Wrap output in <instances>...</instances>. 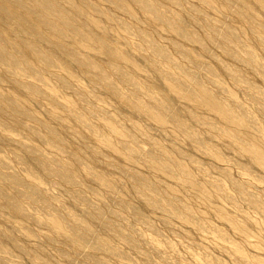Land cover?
Listing matches in <instances>:
<instances>
[{
	"label": "bare ground",
	"instance_id": "bare-ground-1",
	"mask_svg": "<svg viewBox=\"0 0 264 264\" xmlns=\"http://www.w3.org/2000/svg\"><path fill=\"white\" fill-rule=\"evenodd\" d=\"M105 1L122 10L124 14L134 17L135 20H137V11H139L138 13L142 15L141 19L151 24L155 29L157 28L158 31L166 27L174 39L181 37L180 42L173 40L176 44L175 50L189 62L192 61L196 68L208 73L212 83L219 89V92L228 96V100H221L222 103L218 102V96L211 94L204 88L198 71H190L180 63L174 62L163 45L152 39L147 31L138 30L137 33L143 40L142 47L150 49L148 60L152 63L150 64L151 68L156 72L157 79L161 80L169 90L181 95L187 92V95L189 94L192 102L196 105L199 104L198 102L201 103L203 97H206L205 102L217 106V109H220V114L223 112L225 121L231 120L230 122L242 126L256 123L253 112L235 99L232 91L217 79L215 66L199 61L200 58L199 60L193 58L186 50V44L194 43L197 44L199 50L213 56L209 45L217 46L230 58L241 62L242 67L247 66L261 73L264 80V61L258 59L255 50L247 48L244 54L236 50V46L245 42L237 29L228 24L218 25L210 21L207 13H205L207 12L206 7L211 3L209 0H199L202 5L198 4L195 8L197 12H200L201 18L208 27L209 31L205 37H201L195 31H192L188 27L187 21L177 12V9L165 8L164 0ZM168 1L180 5L179 0ZM224 1L228 9H233L232 11H235L237 16L247 17L251 23V31L259 35L262 33L261 37L264 38V24L257 20L255 10L249 5L248 1ZM261 4L263 3L261 2ZM107 11L86 0H0V264H114L113 260L121 259L123 261L127 260L128 264H143L140 263L139 259L133 258L127 252L121 250L113 242V240H120L126 247L136 251L145 248L146 250L141 255H144L146 259L151 258V254L160 255L164 253L160 240L156 236L143 235L135 229L134 223L142 221L145 222L148 230L158 234V230L153 226L154 224H152L150 218L146 217L142 207L148 206L149 209L157 212H155L156 215L164 216L160 218L167 225H170L171 218H175L189 226L195 224L198 229L210 228L204 222L199 221L194 209L186 201L184 202L180 196L171 191L173 184H188L207 196H210L209 189H212V194L225 199L228 198L233 203H236L239 199L228 192L225 182L223 183L218 177L209 175L211 179L200 182L183 162L182 159L187 156L186 151L174 142V139L166 138L164 140L165 144L162 142L158 145L153 139H147V141L140 139L137 134L128 128L119 130L118 124L121 123L118 119L114 118V115L107 110L100 109V111L94 99H90L89 95L83 90L75 88L70 74H57L50 70L52 69L50 67L63 63L61 55H66L85 72L93 74L95 82L101 85L104 84L103 86L107 87L115 98H119L132 111L146 110L147 112H153L156 119L158 117L159 120H163V118L170 120L184 135L192 138L190 139L191 143L211 153L216 151L210 145V141L204 135H198L193 126L179 113L180 111L177 112L179 108L176 106V109L172 106L167 100V96L154 94L153 88L145 87L144 89L140 77L135 74L137 69L141 70L139 69L141 60L134 59L129 51L120 50L116 43L111 42L107 36L101 34L102 32L99 33V29L106 27L103 16L112 21V27L116 26L126 32H130L132 28L128 22L119 21L117 17ZM100 15L103 17L102 19ZM114 23L116 25L113 26ZM119 38L121 37L119 36ZM71 44H89L94 48H99L113 60H109L110 62L104 65L96 57L91 56L92 54H88L87 51L83 52L81 45L74 47ZM64 59L66 60V58ZM116 60H119V62ZM160 63H168V65L162 67L159 66ZM136 67L137 69H135ZM220 67L229 74L228 76L234 79L233 81L242 83L246 87L245 89L248 92L250 91V94H252V91L258 94L254 95L253 98L258 104V111L264 115V95L261 88L254 83H250L241 72L231 69L228 64L220 63ZM131 69H134V71ZM175 70L181 73H177ZM110 73L111 75L116 73L119 82H122L123 85H115L116 83L109 79ZM6 76L8 77L9 83H7L9 86L12 85L14 89L21 91L23 97L4 88L2 78ZM53 79L57 80L58 87L72 89L76 95H79V102L77 99L72 100L74 102L61 103L56 92L58 87L52 82ZM125 86H128V88H125ZM167 88L165 89L167 90ZM128 91L130 92L128 93ZM142 93L153 101L146 103L141 101L140 94ZM66 94H68V91H65L64 95ZM202 95L204 96L202 97ZM36 100L49 101L51 108L48 114L52 120L62 122L70 120L74 122L76 127L89 130L93 135L101 131L104 135L103 139L96 138V142L93 143L83 139L85 136L78 131L71 133L72 139H64L63 129L36 116L34 112L36 103H33ZM207 103L205 104L208 105ZM214 106L213 108H215ZM155 109L156 112H154ZM189 111L192 119L204 122L210 128L214 126L213 128L217 129L218 134H223L222 136L224 134L229 136L230 140L240 150L264 169V146L251 144V140L244 139L245 137H242L239 132H237L239 134L234 133L236 130L234 132L233 129L229 130L228 126L207 122L205 116L195 109L190 108ZM93 117H98L104 122L107 121L105 123H107L108 131H102L100 126L92 120ZM27 119L35 121L38 125L30 124ZM159 120L156 122H159L160 126L162 122L160 123ZM166 124L168 123L166 122ZM60 126L64 128L63 125ZM19 128L31 131L34 136L48 146L49 151L43 152L38 145L33 143V139L26 141L10 135L13 130ZM251 129L253 128L251 127ZM120 132L127 139L116 138L115 135ZM255 142L258 143V141ZM99 148L105 151L106 156L118 158L117 161H111L104 165L107 170H99L93 163L99 161L103 156V152ZM157 148L162 149L164 152L160 153L156 150ZM165 148L167 153H165ZM87 155L91 157V161L86 158ZM63 156L66 157L62 158ZM122 157L125 162L128 160L129 162H127L131 166L127 162L128 166L118 162L121 161L120 158ZM136 159L145 161L147 163L145 165H148L149 169L154 170L156 173L158 172L159 175L153 177V175L146 174L147 172L145 173L144 170V172L139 170L136 166L137 163L134 162ZM189 159L192 164L198 163L195 158L190 157ZM239 160L241 159L239 158ZM242 162L244 161L242 160ZM108 166L112 167V170ZM118 173L122 174L129 184L128 192L137 195L141 200L142 207L122 196V192L124 193L121 184L123 179L121 182L120 179L113 176ZM222 175L223 178L231 182L239 197L257 207L258 211L264 215V208L257 197L246 191L244 185L229 172H223ZM162 177H167L168 181H162ZM47 178L57 181L58 192L50 189L48 182H45ZM87 181L93 182V185L89 184L87 186L88 184H85ZM94 183L97 187L94 186ZM104 188L107 191L115 192V195L107 199V202L104 199H99L105 196H102L101 193V189ZM89 192L98 197V201L100 200L99 202L102 205L91 200L87 196ZM65 194L71 195L78 203L76 206L79 207L82 214H77L71 209V205L68 206V201L64 198ZM128 216L132 220L126 221ZM246 216H249V214ZM229 220L232 221L231 218ZM225 221L228 222L227 219ZM232 224L236 225V222ZM218 232L221 239L231 244L230 246L235 250V254L236 252L241 253L242 248L228 240V236L224 231L220 230ZM19 233L22 236H19ZM41 236L44 237L47 245L49 244L54 248L53 254L38 242V238ZM243 236L245 235L243 234ZM219 241L221 242V240ZM8 243H11L12 246ZM26 243H30V246ZM166 247L173 248L171 243H167ZM240 253L237 255H241ZM150 262L151 260L144 264ZM246 263L252 264L249 257ZM157 264L174 263L162 260Z\"/></svg>",
	"mask_w": 264,
	"mask_h": 264
},
{
	"label": "rangeland",
	"instance_id": "rangeland-1",
	"mask_svg": "<svg viewBox=\"0 0 264 264\" xmlns=\"http://www.w3.org/2000/svg\"><path fill=\"white\" fill-rule=\"evenodd\" d=\"M86 1L95 3L100 9L103 8L105 11L108 10L107 12H109L112 15H114L115 17H117L119 19V21L123 20V21L128 22L131 25L132 28H131L130 32H126V31L121 30L120 28L114 26V25H116L115 23L113 24L114 27H112V25H111L112 21L108 17L103 16L104 17L103 18L100 15L101 19L103 18V20L106 24V27L99 29V33L102 32L101 34L107 36L111 42L116 43V45L118 46V48L120 50L129 51L132 54L131 56L134 59H137V60L139 59V61L141 60V64H140L141 66H139V69H141V70L139 71L136 67L135 69H137V70L135 71V74L140 77V80L142 81L144 89H145V87H147L149 89L153 88L152 90L154 91V94H157V95L160 94L159 96H167V100L169 101V103L172 106H174L176 109H177V107L179 108V109H177V112L180 111L179 113H181L183 118L185 117L186 121L189 122L190 125L193 126V129L197 132V134L200 136L204 135V137L210 141V145L216 151L214 153H211L210 151L202 150L196 144L191 143L190 139H192V138L191 137L189 138L186 135H184V133L181 132L176 127L175 123L171 122L170 120H167L165 118H163V120L162 119L159 120L158 117L156 119V116L154 115L153 112H150V111L147 112L146 110H144V111L133 110L132 111V109L129 108L128 105H125L124 102H122L119 98H115V96L109 92L108 88L103 86L104 84L101 85L100 83L95 82L94 81L95 77H93V74H91V73L89 74L88 72H85L83 69H81L79 66H77L66 55H61L63 63H60V64H58V66H55V67H50V68H52L50 70H52L54 73H57V74L58 73L67 74V75L70 74L71 75V81H72L75 88L77 87L78 89L83 90L84 92L87 93V95H89L88 97L90 99H94L96 101V104H97V107L99 108V110L100 109L107 110L114 115V118L116 117L118 119V121L121 123V124H118L119 130H121V128H124V129L128 128L132 132L137 134L140 139H144V141H147V139H153L156 144L158 143V145H160L162 142H164L163 144H165L164 140L166 138L167 139H174L173 141L178 143L186 151L187 156L184 159H182L183 162L190 168L192 173L198 178V180L200 182H205V180L209 179V178L211 179V177L209 175L214 176V177H218L223 181V183L225 182L224 184H225V187L227 186L226 188H227L228 192H230L231 195L239 198L238 201H236V203H233L228 198L225 199L224 197L216 196V195L212 194L211 193L212 189H209L210 192L209 191L208 192L210 193V196H207V195H205V193L202 194L196 188H193L192 186H190L188 184H186V185H182L179 183H178L179 185L173 184L171 191H173L175 194L180 196L184 202L186 201V203H188L194 209V213L196 214V216H198L199 221L204 222L206 225H208V227L210 226V228H206L204 230L198 229L195 224H191L192 226H189L187 224H184V223L178 221L175 218L174 219L171 218L170 223H169L170 225H167L161 219L164 216H160L159 214L156 215L157 212L149 209L148 206L142 207L143 205L141 204V200L137 197V195L130 194L128 192L129 191V184L127 183L125 178H123L122 174L120 175V173H118V174L113 175V176H116L118 179H120L121 182L123 179V182L121 184H122L124 193L122 192V196L124 198L132 200L133 203L140 205L143 208V212L146 215V217L150 218V221H152V224H154L153 226L158 230V234H155L151 230L147 229V225L145 224V222L140 221V222L134 223L135 229L138 230L143 235L145 234L148 236H152V235L156 236L160 240V245H162V249L164 250V253H162L160 255L156 254V253L151 254V256H150L151 258H148L151 260V262L149 264H157L158 262H160L162 260H168L170 262H173L174 264H205V263L206 264H229V263L230 264H249V263H246V260L248 257H249V261H251L252 264H262V263L264 264V215L258 211L257 207L253 206L248 201L242 199V197H239V194L236 191H234V187L231 184V182L228 181L227 179L223 178L224 176L222 175L223 172H226V171L229 172L235 179H237L239 182H241L244 185L246 191H249V193L251 192V194H253L255 197H257L259 199L261 206L264 208V169L261 168L260 166H258V164H256L248 155H246V153H244L242 150H240L238 148V146H236L232 142V140H230L231 138L229 136H227V135L225 136V134H224V136H222L223 134L222 133L218 134L217 129L213 128L214 126L210 128L208 125H206V123L198 122L197 120L192 119L190 117L191 114L189 111L190 108L195 109L198 113L205 116V119L207 122H215L220 126H228L229 130L233 129V132L236 130L234 133L239 132L242 137H245L244 139H247L248 141L251 140L250 141L251 144H253L255 146H259V145L264 146V144H263L264 143L263 142L264 141V139H263L264 138L263 137L264 136V132H263L264 131V115L258 111V104L255 101V99L253 98L254 95H258V94H256L254 91H252L251 92L252 94H250L249 93L250 91L248 92V90L245 89L246 87L242 83H239V82L237 83V82L233 81L234 79L231 76H228L229 74L221 69L220 63L228 64V66L231 69H236L239 72H241V74L250 83H254L257 86H259L262 90V94L264 95V80H263L262 74L256 70H254V69L247 67V66L242 67L243 64L241 62L234 60L233 58H230L223 50H221V48H219L217 46L213 47V46L209 45V47L212 50L211 52L213 53V56H211L210 54L204 53L203 51L199 50L197 47V44L188 43L185 45L186 50L191 54V56L193 58H196L198 60L200 58L199 61L207 62L213 67L215 66V68L217 69V79H219L224 84L225 87H227L228 89H230V91H232L235 99H237L241 104H243L245 107H248V109L253 112V114L255 115L254 117L256 119V123L255 124L254 123L249 124V126H247V125L242 126V125L234 124L235 122L234 123L230 122L231 120L229 121L227 119H226L227 121H225L224 120L225 118L223 117V112L220 114L219 113L220 109L218 110L217 106H214L213 104L205 102L204 99L206 97H203L204 95H202L203 99L201 98L202 99L201 103L198 102L199 104L197 103L198 105H196L194 102H192L189 94L187 95V92L182 93V95L180 93H178L179 94L178 95L174 91L169 90L166 87V85L161 82V80L157 79V77L155 75L156 72L150 66V64H152V63H151V61L148 60V55L150 54V49H148V48L146 49V47H144V46L142 47L143 40L138 35L137 31L138 30L147 31L152 39H154L159 44L164 46L165 50L168 52L169 56L172 58V60L174 62L180 63L182 66L189 69L190 71H198L197 73H199V75H200V78H201V81L204 85V88H206L211 94H216L219 98V99L217 98L218 102L222 103V101L228 100V96L224 93L219 92V89L214 85V83H212L208 73H206L204 70H199L198 68H196L195 64L192 61L189 62L183 55H181L179 52H177L175 50L176 44H174L173 40L180 42L182 40L181 37L174 39L173 36L171 35V32L166 27L161 28L160 31H158L157 28L155 29L151 24H148L147 22H145L141 19L142 15L140 13H138L139 11H137V20H135L134 17H131L128 14H124L122 10L117 9L116 7L112 6L108 1H105V0H101V1L86 0ZM102 1H103V3H102ZM246 1H248L249 5L251 7H253V9L255 10L254 13H255V16L257 17V20L260 23L264 24V0H260L259 2H258V0H256V1L255 0H246ZM209 2L214 4V5H212L210 3L206 7L207 12H205V13H207V16L209 17L210 21L212 23H216L218 25L228 24L231 27H235V29H237V31L242 35V38L245 40L244 43L236 46V50L238 52L244 54L246 52L245 50L247 48H253L255 50V52L257 53L258 59L263 62L264 61V41H263L264 38L261 37L262 33H260L261 35L253 33L251 31V23H250L249 19L245 16H237L235 11H232L233 9L232 10L228 9L224 0H209ZM261 2L263 4H261ZM179 3H180V5L173 4L172 2H169L168 0L163 1L165 8L177 9V12L180 15H182L184 20L187 21V22L186 21L185 22L187 23L188 27L192 31H195L196 34L200 35L201 37L207 36L208 31H209L208 27L206 26L203 18H201L200 12H197L195 10V8H197L198 4L202 5L201 1H199V0H179ZM251 3H252V5H251ZM101 6H103V7H101ZM104 7L107 9H105ZM212 10H213V12H212ZM221 16H222V18H221ZM237 17L240 19H238ZM246 23H248V24H246ZM104 29H105V31H104ZM122 32L124 34H121ZM108 33H110V34H108ZM118 35L123 40L121 38H119ZM80 45L82 46L81 48H83V52L87 51L88 54L89 53L92 54L91 56H93L94 58L96 57V59H98V61L100 63H103L104 65H107V63L110 62L109 60H113V59H111V57L109 55H107V54L105 55V53L102 50H100L99 48L98 49L94 48L89 44H78V45L77 44H71V46H74V47L80 46ZM136 56H137V58H136ZM138 56H139V58H138ZM64 58H66V60ZM106 61H108V62H106ZM116 61L119 62V60H116ZM142 62H143V64H142ZM167 65H168V63H160L159 64V66H162V67H166ZM131 70L134 71V69H131ZM175 71L177 73H181V72H178V70H175ZM153 75H154V77H153ZM109 76H110L109 79L116 83L115 85H117V86L123 85L122 82H119V79H118L116 73L112 74V75L110 73ZM2 79H3L2 82L4 84L3 86L5 89H7V91H10L13 94H16V95L21 96V97L24 96V95H22L23 93H21V91H17L16 89H14L12 87V85L9 86L7 76L3 77ZM56 81L57 80H55V79L52 80V82L57 86ZM125 88H128V86H125ZM165 88H167V90ZM65 91H68V94L64 95ZM56 92L58 95V100L61 103L62 102L69 103V101L74 102L72 100H77V99H78L77 101L79 102V95H76V93L73 92L72 89H66L65 87H58V89H56ZM129 92L130 91H128V93ZM188 96H189V98H188ZM148 98L149 97L145 96L143 93L140 94V100L141 101H143V102L145 101V103L149 102V101H153V100H150V98L149 99ZM187 102H189V103H187ZM190 102H191V104H190ZM33 103L34 104L36 103L35 106L33 104L34 112L36 113V116L38 118H41V119L46 120L48 122H52V124H54V126L60 128V129H63L62 134H63L64 139H72L71 133L74 131H78L79 133H81L82 135L85 136V138H83V139H85V140L87 139L93 143L96 142V138L97 139H103V137H104L103 132L99 131L96 135H93L92 133H90L89 130L76 127L74 125V122H72L70 120L62 122V121H58V120L53 119L54 120L53 121L48 114V111L51 108V104H49V101L36 100V102H33ZM192 103H194V104H192ZM202 103H204V104H202ZM205 103H207L208 105H206ZM105 105H108V106H105ZM204 105H206V106H204ZM212 105L216 109L213 108ZM154 112H156V109ZM185 112L187 115L185 114ZM216 112H217V114H215ZM148 113H150V114L153 113V114L150 115ZM44 115H45V117H44ZM92 120L100 126V129L102 131H105V132L108 131L107 127H106L107 123H105L107 121L104 122L103 120L98 119V117H95V118L93 117ZM157 120H159L160 123L162 122L160 124V126H159V122H156ZM27 121L30 124H33L35 126L38 125L35 121H33L31 119H27ZM165 121L168 124H166ZM53 122H55V123H53ZM261 123H262V125H261ZM137 124L139 125L140 128L138 127ZM60 125H63L64 128ZM229 125H231V126L229 127ZM240 126H242V127H240ZM251 127L253 129H251ZM254 128L256 131L254 130ZM254 132H256V133H254ZM262 132H263V134H262ZM239 133H237V134H239ZM254 134H256V135H254ZM10 135H13L14 138L19 137V139L26 140V141L29 139H33V143L38 145L39 148L42 149L43 152L49 151L48 146L45 145V143H43V141H41L36 136H34L31 131H27L25 129L23 130L22 128H19L18 130H13V132L10 133ZM160 135H162L163 137L165 136V137L163 138ZM115 136L118 139L119 138L120 139H127V137H125V135L121 134V132ZM207 136H208V138H207ZM258 136H259V138L261 137L260 138L261 140L258 138ZM36 140H38V141H36ZM255 141H258V143ZM99 150L103 152V156L102 157L100 156L101 158L99 161L93 162V163H95L94 164L95 167H97L99 170H107L106 166L104 167V165L107 164L108 162H111V161H117L118 158L106 156L105 151L102 148H99ZM156 150L159 151L160 153L164 152L160 148H157ZM165 150H166L165 153H167L166 148H165ZM218 152L220 155L218 154ZM235 152H236V154H235ZM65 157L66 156H63L62 158H65ZM190 157L198 160L199 164L198 163L197 164L190 163V159H189ZM86 158L88 160L90 159V161H91L90 156L87 155ZM239 158L241 160H239ZM120 160L122 162L121 161H118V162H120L122 165L128 166V164H129L128 160H127L128 162L126 161L128 164L125 162V159L123 157L120 158ZM242 160L244 162H242ZM134 162L137 163L136 166H138L139 170H141L142 172L145 171V173L147 172L146 174H149L150 176L153 175V177H155V176L157 177V175H159L158 172L156 173L154 170L149 169V166L145 165L147 163H145V161H143L142 159H139V160L136 159V161H134ZM221 166H222V168H221ZM109 169L112 170V167L111 168L109 167ZM241 171H243V172H241ZM247 172H248V174H246ZM244 176H245V178H244ZM163 180L168 181L167 177H165V178L162 177V181ZM171 180L174 181L173 179H171ZM52 181H54V182H52ZM45 182H48L47 184L51 190L57 191L58 185H57L56 180L51 179V178H47ZM55 183H56V185H55ZM174 183H175V181H174ZM85 184L86 185L88 184L87 186H89V184L93 185V182L87 181V182H85ZM85 184H84V186H85ZM94 186L97 187V185L95 183H94ZM125 188L128 190H126ZM179 189L182 191H180ZM89 193H87V196L91 200H93L95 203L101 204L99 202L100 200L98 201V197L94 196L92 193H90V194ZM101 193H102V196H104V195L105 196H104V198L100 197L99 199H101V200L104 199L105 202L108 201L107 199H109L110 197H113L115 195V192L107 191L105 188L101 189ZM258 194H259V196H258ZM64 198L66 199V201H68V206L71 205L70 207H71V209H73L74 212H76L77 214H82L81 213L82 211L79 209L78 206H76L78 203L72 198L71 195L65 194ZM220 213L223 215H221ZM248 214H249V216H246ZM224 215H226L227 217ZM222 216H224L225 218ZM154 217H156V218H154ZM229 218H231L233 222L230 221ZM224 219L225 220L227 219L228 222L225 221ZM130 220H132V219H131V217L128 216L126 221H130ZM234 222H236V225L232 224ZM232 227H234V228H232ZM220 230H222L226 233V235L228 236L227 237L228 240H230L231 242L235 243L236 245H238L239 247L242 248L241 253L236 252V254H235V250L230 246L231 244L227 241H224L223 239H221L218 236V233H219L218 231H220ZM43 231L45 232V230H43ZM243 234L245 236H243ZM18 235L22 236L21 233H19ZM247 237H248V239H247ZM218 238H219V240H221V242L218 240ZM38 242L40 244H43L48 249V251H51L52 254L54 253V248L51 245H49V244L47 245L45 243L43 236L38 238ZM113 242L121 250L127 252L131 257L139 259V261H141L140 263L144 264V263H147L148 261H150V260L146 259L144 257V255L143 256L141 255L144 253V250H146L145 248H141L142 250L140 249V250H138L139 251L138 252L136 250H132V249L126 247L125 244H123V242L120 240H113ZM224 242L227 244H225ZM167 243H171L173 248H171V249L167 248L166 247ZM9 245L12 246L11 243ZM26 245L30 246V243H26ZM221 249H222V251H221ZM238 253H240L241 255H237ZM152 257H154V258H152ZM238 258H240V259H238ZM250 258H252V259H250ZM154 260H155V262H153ZM124 261H123V259H121V260H117V261L113 260L112 262L114 264H116V263L117 264H125V263L128 264L129 263L127 260H124ZM244 261H245V263H244Z\"/></svg>",
	"mask_w": 264,
	"mask_h": 264
}]
</instances>
